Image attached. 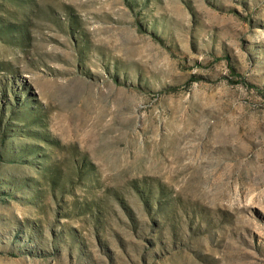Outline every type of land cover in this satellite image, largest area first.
Returning <instances> with one entry per match:
<instances>
[{
  "label": "rangeland",
  "instance_id": "1",
  "mask_svg": "<svg viewBox=\"0 0 264 264\" xmlns=\"http://www.w3.org/2000/svg\"><path fill=\"white\" fill-rule=\"evenodd\" d=\"M0 264H264V0H0Z\"/></svg>",
  "mask_w": 264,
  "mask_h": 264
}]
</instances>
